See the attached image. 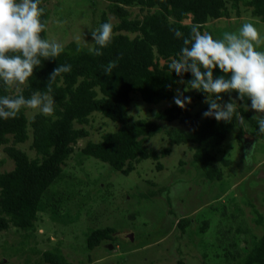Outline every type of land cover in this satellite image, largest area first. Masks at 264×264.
Wrapping results in <instances>:
<instances>
[{"label": "trees", "instance_id": "16d2710c", "mask_svg": "<svg viewBox=\"0 0 264 264\" xmlns=\"http://www.w3.org/2000/svg\"><path fill=\"white\" fill-rule=\"evenodd\" d=\"M102 1L104 6L100 11L96 9L98 17L93 19L92 26L84 34L88 44L71 39L64 44L62 54L55 59L42 60V66L34 69V75L27 84L18 85L25 98L36 91L44 92L53 69L58 65L70 64L71 72L62 73L52 82L54 115L47 116L37 111L28 117V108H22L16 118L0 119V152L3 155L0 157V233L12 226L23 239L29 240L34 236L40 213L47 214L53 221H72L73 217L61 211L75 195L71 190L72 178L63 166L77 140L88 135L85 125L93 114L118 124V127L103 133L97 141L87 140L78 150V155L96 158L123 175H128L138 163L147 159L155 161L156 168L161 169L163 165L159 159L168 155L173 145L189 144L193 149L192 164L199 174L207 180H218L223 172L216 163V155L222 151L223 141L229 134L234 135L238 142L242 140L244 128L236 115L227 123L218 122L212 117L205 118L202 113L207 110V104L194 113L191 104L184 109L171 104L154 111L151 118L132 117L129 106L132 94H137L142 101L152 105L168 101L176 87L186 86V83H177L179 80L187 82L192 79L191 73L178 77L169 70L168 65L179 58L183 47V37L177 38L171 29H178L184 37H188L191 25L198 23L202 33L208 32L219 39L226 31H238L243 23L236 21L237 27L226 25L221 28L212 21L230 19L232 16L237 19L243 12H248V21L253 23L257 20L264 24V0ZM40 7L45 9L42 20L47 21V28L41 36L49 39L47 32L51 11L45 0H41ZM133 7H137V11H132ZM96 10L90 9L92 13H96ZM110 15L115 21L109 19ZM105 22L115 26L113 42L102 49V56L92 55L88 51V47L94 43L91 31ZM66 29L61 31L65 32ZM61 31L58 40H62ZM117 57H120L117 67L106 75L104 66ZM160 57L165 60L161 64ZM220 75L223 73L219 68L214 69V78ZM189 91L192 102L205 100L203 92ZM17 94L13 84L5 85L0 81V97ZM221 95L223 102H227L230 97L236 99L238 94L233 91ZM237 103L241 104L238 112L245 118L247 128L258 133V123L253 118L256 113L250 108V100H237ZM247 104L249 110L245 107ZM171 122L178 125L164 126ZM158 134L165 136L168 142L159 150L147 145ZM26 141H29L28 147L34 152L32 156L19 146ZM6 159L11 160L13 166L9 170H2L1 165ZM229 162L225 161L224 164ZM148 190L147 193L138 194V197L148 198L155 194L154 190ZM192 221L187 215L181 216L175 220V228L181 234L188 233ZM255 221L258 225L263 224L261 217ZM206 226L207 222L202 220L193 231L201 233ZM242 228L236 229L249 231ZM113 232L110 226L87 229L84 233L85 248L91 250L101 241L111 240ZM251 236L248 248L240 252H224V260L234 262L232 264H264V232L260 236ZM29 251L40 254V258L49 264H74L58 245L44 250L32 246ZM171 264L185 262L178 257Z\"/></svg>", "mask_w": 264, "mask_h": 264}, {"label": "rangeland", "instance_id": "374dc122", "mask_svg": "<svg viewBox=\"0 0 264 264\" xmlns=\"http://www.w3.org/2000/svg\"><path fill=\"white\" fill-rule=\"evenodd\" d=\"M94 2L45 0L51 11L48 38L63 44L73 38L80 43L87 42L84 34L98 17L96 9L100 11L104 6L102 0ZM132 11H137V7ZM240 16L238 20L232 16L212 23L223 28L226 25L237 27L236 21L250 22L248 12ZM109 19L115 21L111 15ZM57 21L67 23L61 25ZM253 23L264 35V24L257 20ZM60 31L62 40L57 37ZM258 50L264 51V43ZM177 89L183 91L184 88L176 87L173 97ZM183 95H191V92ZM173 97L152 105L132 94L129 114L134 118H151L154 111L175 104ZM190 104L193 113L206 105L204 100ZM37 111L28 108V117ZM165 124L178 125L175 122ZM117 127L118 124L98 114L91 116L85 125L88 135L77 140L63 166L72 178L71 190L75 195L61 211L73 217L72 221H53L47 214L40 213L34 236L27 239L28 242L12 226L2 231L0 264H49L40 258V254L29 250L32 246L44 250L54 245H58L74 264H171L178 257L185 264H232L234 262L224 260V252H240L249 247L252 234L260 236L264 232V135L243 127L242 140L238 142L229 134L222 143V151L216 155V163L223 175L218 180H207L192 164L193 149L189 144L173 145L170 153L159 159L163 168L157 169L155 161L147 159L138 163L128 175L112 170L96 158L78 155L87 140L97 141L103 133ZM28 144L26 141L19 146L32 156L34 152ZM147 145L159 150L168 142L165 136L158 134ZM249 150H252L251 163L245 164L244 155ZM228 160L229 164H224ZM1 166L2 170H9L13 163L6 159ZM148 189L154 190L155 194L148 198L138 197ZM185 215L193 221L189 232L181 234L175 228V220ZM258 217L263 219L262 225L256 223ZM202 220L207 222L206 228L195 233L193 229ZM103 226L114 229L112 239L101 241L91 250L86 249L85 231ZM237 227L249 231H237Z\"/></svg>", "mask_w": 264, "mask_h": 264}, {"label": "clouds", "instance_id": "9594fccd", "mask_svg": "<svg viewBox=\"0 0 264 264\" xmlns=\"http://www.w3.org/2000/svg\"><path fill=\"white\" fill-rule=\"evenodd\" d=\"M40 5L41 0H0V81L5 85H26L34 75V69L42 66V60L55 59L65 51L63 43L42 38L41 33L46 30L47 21L42 20L45 9ZM57 23L63 25L67 21ZM114 27L112 23L105 22L91 31L94 43L88 47L90 54L103 55L102 49L113 42ZM200 28V24H192L188 37H184L178 29H171L177 38L183 37V47L179 58L173 59L168 65L169 70L178 77L185 73H191L192 76L187 82L183 79L177 82L186 83V86L183 91L176 90L174 103L184 109L191 103V97L183 93L200 91L205 94L204 103L208 105L202 113L203 117L227 123L235 114L239 123L247 127L245 118L238 112L241 104L237 100H250V108L256 113L253 118L257 120L258 133L264 135V51L258 50L264 43V35L251 22L242 24L236 32H224L219 39L208 32L202 33ZM84 43L88 44L86 41ZM119 59L117 57L104 66L106 75L117 67ZM164 61L159 58L160 63ZM216 68L223 75L214 78ZM71 70L70 64L58 65L49 74L47 90L33 92L29 98H25L19 87L17 95L0 97V119H14L22 108L36 109L47 116L54 115L52 82ZM233 91L238 94L236 99L230 97L227 102H223L221 94ZM245 107L249 110L248 104ZM251 156L252 150L247 151L243 162L251 163Z\"/></svg>", "mask_w": 264, "mask_h": 264}, {"label": "water", "instance_id": "95a60500", "mask_svg": "<svg viewBox=\"0 0 264 264\" xmlns=\"http://www.w3.org/2000/svg\"><path fill=\"white\" fill-rule=\"evenodd\" d=\"M129 237L131 238V234H129Z\"/></svg>", "mask_w": 264, "mask_h": 264}]
</instances>
